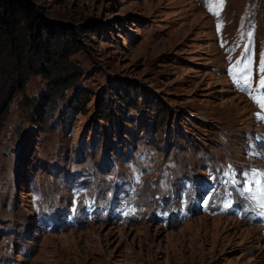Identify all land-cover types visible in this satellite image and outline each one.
<instances>
[{
  "label": "rangeland",
  "instance_id": "1",
  "mask_svg": "<svg viewBox=\"0 0 264 264\" xmlns=\"http://www.w3.org/2000/svg\"><path fill=\"white\" fill-rule=\"evenodd\" d=\"M25 1L35 28L21 15L16 41L0 38V264H264L259 228L229 217L163 228L131 206L127 226L60 232L39 217L66 209L77 174L105 192L144 149L155 165L139 192L151 207L177 196L175 178L181 188L207 164L244 165L257 102L232 91L223 67L264 49V0H224L222 10L216 0ZM262 55L250 72L259 81ZM40 62L62 63L65 83L54 88Z\"/></svg>",
  "mask_w": 264,
  "mask_h": 264
},
{
  "label": "trees",
  "instance_id": "2",
  "mask_svg": "<svg viewBox=\"0 0 264 264\" xmlns=\"http://www.w3.org/2000/svg\"><path fill=\"white\" fill-rule=\"evenodd\" d=\"M23 15V20L26 23V26L29 30H33L37 24V12L30 6L25 0H0V38L4 37L6 39H10L13 41H16L17 39V31L20 28V22L21 20L18 19V16ZM25 18V19H24ZM33 38L32 34L30 33V37ZM41 52H43L41 50ZM63 56V54H62ZM62 56H59V59L62 58ZM58 57V56H57ZM56 57V58H57ZM19 58V57H18ZM25 58L24 55L20 56V59ZM63 63H67L66 61H62ZM42 69L40 73H45L43 76L45 79H49V81H53V87L56 88L59 85H63L65 83L64 80H56V76L63 74V70L59 67L53 66L51 68V71H49V68L45 71V67L42 65V62L39 64ZM21 71V70H20ZM51 74L53 78H51ZM19 79L15 84V89L20 85H23V78L21 79L20 73L17 76ZM22 81V82H21ZM81 94L77 95V99L80 98ZM79 101V100H78ZM77 101V102H78ZM124 103H126L124 101ZM121 112V111H120ZM161 120H164V115H162Z\"/></svg>",
  "mask_w": 264,
  "mask_h": 264
},
{
  "label": "snow or ice",
  "instance_id": "3",
  "mask_svg": "<svg viewBox=\"0 0 264 264\" xmlns=\"http://www.w3.org/2000/svg\"><path fill=\"white\" fill-rule=\"evenodd\" d=\"M216 2L218 3L220 9L222 10L223 4H224V0H216ZM211 10V9H210ZM216 15H218V11L216 13H214ZM219 25H218V30H219ZM249 38L252 37V33L249 32L248 33ZM250 65H251V59L249 58L247 60V62L244 64L243 69L246 71L247 74L243 75L241 77L242 82L244 83V85L246 87L250 86ZM260 71L262 73H264V55H262L261 57V62H260ZM259 87L260 88H264V76L261 77L260 81H259ZM254 99V101H256L259 106L261 107V109H264V95L261 96V98L259 100H257V98L255 96L252 97ZM260 119L264 120V117H259ZM253 175H255V173H253ZM260 207H264V204H260Z\"/></svg>",
  "mask_w": 264,
  "mask_h": 264
}]
</instances>
